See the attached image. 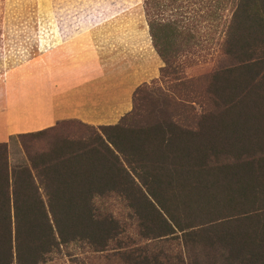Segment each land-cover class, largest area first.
<instances>
[{"label":"trees","instance_id":"1","mask_svg":"<svg viewBox=\"0 0 264 264\" xmlns=\"http://www.w3.org/2000/svg\"><path fill=\"white\" fill-rule=\"evenodd\" d=\"M148 6L160 16L145 6L161 86H138L114 125L69 120L17 135L24 164L11 166L0 143V264H49L63 247L120 264H264V0ZM223 10L203 100L174 63L206 47L199 24ZM188 104L202 109L191 128L174 119Z\"/></svg>","mask_w":264,"mask_h":264},{"label":"rangeland","instance_id":"2","mask_svg":"<svg viewBox=\"0 0 264 264\" xmlns=\"http://www.w3.org/2000/svg\"><path fill=\"white\" fill-rule=\"evenodd\" d=\"M151 0H0V38L1 37H19L20 41L17 45L19 48L16 52L0 53V74L7 66L18 62H27L35 59L37 55H45L47 49L51 47V35H64L67 37V27L70 18H63L64 13L56 11L54 13L55 26H51V13L49 5H65L71 6L81 4L85 6L86 23V48L93 47L94 50L102 51L107 47L117 52L128 51L133 52L134 57L138 59V64L143 65V68L134 70V73L128 75L125 80V87L129 90L117 102L106 104L98 102L96 107H85L80 111L79 120L83 123L100 126L114 125L118 122L121 116L126 114L131 109L132 87L134 90L144 84L155 82L160 85L159 70L164 66L161 58L156 59L157 52L152 43L150 34V21L147 17L145 6L150 10L153 16H158L157 12L151 10L148 6ZM197 8V5L189 6V8ZM66 8V7H65ZM162 12V11H161ZM219 19L214 23L200 22L199 34L202 44L206 47L199 50L195 48V53H189L181 56L174 68L177 70V75L184 80L197 81L195 85L197 97L204 100V86L208 76L214 69V62L219 54L217 42L222 40L225 33L226 25L229 22L230 14L227 10L217 12ZM165 17H169L171 11L165 10L162 12ZM190 15V14H189ZM173 18H178L175 13ZM125 22L116 25V22ZM112 22L113 27H104ZM218 27L215 29V25ZM124 25V26H123ZM61 26V27H60ZM123 26V27H119ZM194 33V32H193ZM150 41V42H148ZM56 42V41H54ZM211 43V44H210ZM15 45V46H16ZM8 46V45H6ZM64 47L62 43H54V49ZM54 50V51H55ZM0 52H5V45H2L0 39ZM142 58V59H141ZM141 59V60H140ZM4 63V66H3ZM6 63V64H5ZM175 74L170 76L168 81L162 82L163 88L172 86L174 83ZM100 86V84H99ZM161 86V85H160ZM190 92H187V95ZM193 96H189V101H195ZM193 106V110L188 108L179 109V115L175 114L174 119H178L179 124L190 126L194 125L195 120L201 114V108L198 104H188ZM197 115V116H196ZM46 123L50 127L54 125V121ZM76 122V121H75ZM45 125L33 124L31 133L39 131ZM44 127V128H47ZM29 129L21 126V129ZM42 128V129H44ZM76 127L64 128V132H74ZM41 130V129H40ZM29 131H21L28 133ZM17 135L10 138L8 142L9 161L10 165L24 164L26 159L20 148L17 140ZM36 143V142H34ZM33 145V142H32ZM35 145L40 146L38 143ZM109 209L117 216H124V209L121 204L116 201H109L106 204ZM49 264H120L109 256V254L92 253L88 249L78 247L61 248V252L57 254Z\"/></svg>","mask_w":264,"mask_h":264},{"label":"crops","instance_id":"3","mask_svg":"<svg viewBox=\"0 0 264 264\" xmlns=\"http://www.w3.org/2000/svg\"><path fill=\"white\" fill-rule=\"evenodd\" d=\"M49 8L52 27L57 21L54 16L56 11L64 13L63 18H70L67 26L62 25L67 27L68 36L60 35L58 38L51 35V47L45 55L8 66L5 63L6 68L0 74V143L8 144L11 137L25 134L21 131L31 133L33 124L41 126L53 119H57L55 124L80 121V111L85 107H96L98 102L110 104L119 101L129 90L125 87L128 75L144 67L138 64L139 60L132 51L117 52L109 47L102 51L86 48L84 5L51 4ZM123 23L118 21L115 26ZM100 26L113 27L112 22ZM0 39L5 45V52L0 53L6 55L18 51L16 44L20 41L19 37ZM57 42L64 47L55 50L54 43ZM155 58L159 60L157 54ZM0 68L4 69L2 65ZM131 90L133 93V87ZM21 126L29 129H21Z\"/></svg>","mask_w":264,"mask_h":264}]
</instances>
